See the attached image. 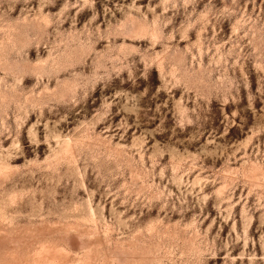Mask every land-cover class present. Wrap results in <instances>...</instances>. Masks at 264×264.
Instances as JSON below:
<instances>
[{
  "label": "rangeland",
  "instance_id": "rangeland-1",
  "mask_svg": "<svg viewBox=\"0 0 264 264\" xmlns=\"http://www.w3.org/2000/svg\"><path fill=\"white\" fill-rule=\"evenodd\" d=\"M0 264H264V0H0Z\"/></svg>",
  "mask_w": 264,
  "mask_h": 264
}]
</instances>
